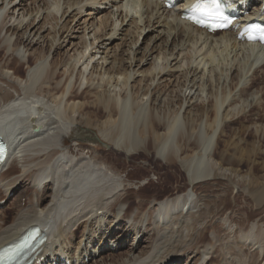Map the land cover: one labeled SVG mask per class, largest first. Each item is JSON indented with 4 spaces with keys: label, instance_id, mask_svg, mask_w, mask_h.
Here are the masks:
<instances>
[{
    "label": "bare ground",
    "instance_id": "obj_1",
    "mask_svg": "<svg viewBox=\"0 0 264 264\" xmlns=\"http://www.w3.org/2000/svg\"><path fill=\"white\" fill-rule=\"evenodd\" d=\"M17 1L4 0L0 4V20L2 18L0 33H5V31L6 33H14V27L24 23L27 14L20 11L21 3L16 5ZM141 1V11L144 10L141 14V20L139 21L137 17L132 15L128 21V23L130 22L128 26H131L130 30L132 27L133 30L131 35L129 34L131 31L128 33L131 38L129 37V42L125 43L127 47L122 51L125 56L122 60L117 56V51L120 50L121 52L122 49L117 46L118 43L115 44L116 46L111 47V43L119 34L116 22L122 16V23L124 24L129 16V8L137 6L139 0H74L73 2L68 0V7L78 9L77 12L79 13L77 14L79 15L85 12L87 7L98 10L104 3L110 4L112 7L115 6L116 10L114 11V7L112 11L105 14L106 17L95 16V19H92L93 21H89V25V22L86 23L87 21L84 19V24L77 21L78 23L71 27L68 35L72 31L71 35L82 29V40L84 39V41L79 42L80 44L71 41L76 53L68 55L69 57L61 62L65 67L63 73L56 68L58 58L48 64L44 59L48 51L45 48L33 50L35 45L32 44L33 37L29 40L30 36H28L24 40L23 35L26 31L23 32L22 37L18 35L14 43L8 37L2 38L1 36L0 55L7 46L12 45L11 47L16 49L23 44L27 47V51H30L25 64L27 68L32 66L33 68L29 70L28 78L24 80L25 85L23 87L21 83L12 79L13 76L23 78V63L19 62L14 54L9 55L0 65V125H13V121L16 125L30 126L43 123L41 140L35 141L33 138L30 139L29 144L41 145L43 146L41 148L45 149L55 139L63 146L66 142L65 132L78 130L80 122H77L76 114H79L85 117L83 118L89 127L97 128L102 132L113 149L106 156H100L96 154L99 146L94 143L79 142V139L76 138V146L65 152L53 146L43 154L32 152L28 155H20L24 159L25 166L26 164L36 163V167L30 168L29 166V169L21 174H18L17 165L11 164L7 170H4V165L1 164L0 184L8 181L10 187L5 190L0 189V196L8 193L13 185L17 183L24 184L25 181L30 180L31 183L33 182V186L28 189L32 192L33 197L30 200L27 199L31 205L29 209H22L9 227L4 228L5 224L1 226L0 247L16 239L37 220L44 221L46 219L50 222L48 240L49 235H53L55 238L60 239L61 246L68 247L69 244H72V239L79 229L78 227L77 230L73 231V227L80 220L77 222L78 217H75L74 221L77 223H74V225L71 220L66 225L64 223L82 205L84 211H89L95 207L98 208V211H102V214L98 213L100 216L99 223L109 221L108 228L112 226L116 219L117 222L126 223L120 230H117L114 226L106 238L105 235L108 230L103 236L105 240L107 238L109 241L114 239L112 244L120 245L121 248L124 245H130L125 253L115 254L109 248H105L100 251L99 256L96 258L97 249L95 246L92 251L90 248L81 247V242L79 243L75 255L82 249V253H89L88 255L95 258L93 264L242 263L241 260L244 261L245 257L243 259V254L235 246L236 244L223 242L221 236L223 228L218 225L219 220L223 223L225 221L232 231L234 227L237 228L238 238L241 242L243 241L246 244L248 242V245H252L253 248L257 247V244H264V227L262 224L260 225L261 228L256 226L252 228L245 227V222L254 219L257 212H264V182L255 180L256 183H254L252 178L249 179V182L245 180L250 188L248 195H251L247 202L256 205L258 210L255 212L253 210L248 211L247 217L243 221L240 217H238V220L230 214L234 213L235 209L241 211V208L229 199L231 194L230 185L227 182L219 181L216 173L211 178L213 170L210 166L213 154H217L221 159L220 166H234V159L224 157L222 154L219 155L217 145L223 142L226 147V144L230 142V139L228 141L221 138L220 128L222 125L229 127L230 124L239 123L241 117L244 118L243 121L251 122L253 127L250 128V125L245 126L242 123L243 126L241 125L239 128L237 136L247 145L246 148H241V151L254 154L251 151L252 149L255 154L259 155L258 148L264 147V87L254 89L255 80H258L255 75L260 68L264 67V47L239 42L231 31L210 35L182 20L179 13L167 9L164 2L160 0ZM252 1L254 2L253 9L258 10L264 0ZM47 6H50L49 2ZM56 6L58 7L59 4L55 3L53 8L55 9ZM67 11L69 10L62 13L61 18ZM16 13L18 14L16 15ZM90 14H93V11H90L88 15ZM116 15L117 18L112 20V16L115 17ZM144 16L147 18L146 23L140 25L144 20ZM170 18H172L171 21ZM16 22L17 24H15ZM151 22H153L152 29H150ZM182 23L185 25L183 26ZM13 25L15 26L13 27ZM66 25V29H68L69 23H66ZM179 25L182 26L181 29H179ZM30 26L31 23L27 28ZM147 27L151 32L156 33L155 36L149 39L155 43L163 37V30L168 29L169 33H167L162 44L158 46L154 44L150 48L149 43H147L144 49H141L138 44ZM55 28L56 25L53 29ZM89 29H91L92 35L90 32L87 33ZM172 32L174 35L171 38ZM88 34L92 36L89 38L90 40L86 38ZM68 35L65 39L68 38ZM56 36L57 34L51 40L50 48L57 42ZM104 37H108L107 41L98 42ZM76 38L79 37L76 36ZM177 39L179 40L177 41ZM96 42L98 43L96 44ZM2 45L5 47H2ZM94 49L95 51H93ZM100 52L103 54L99 58L100 61L95 60ZM155 52H157V55L153 56ZM140 53L142 55L138 58ZM111 57H114V60L119 59L117 66L116 61H109ZM173 61L176 62L174 66H172ZM144 63L149 66L142 70H140L141 68L135 69L136 66L145 65ZM185 66L187 69L181 74H174L175 77L173 72L170 71L172 67L181 69ZM3 68L9 70L8 72H11V75L9 73L2 74ZM136 73H142L139 80L141 83L137 86L135 80H131ZM150 74L153 75L152 78H150L151 76L148 77ZM63 75H65V79L59 80ZM156 76L158 77L157 83L152 88V82L150 84L148 82L155 81ZM159 80L166 82L165 87L168 85L165 90L162 88L164 87L162 86L163 83ZM21 81L23 82V80ZM133 82L134 84H132ZM142 82H144L143 86ZM128 86L131 87V95H125L123 87L128 88ZM41 93L48 96L51 103L48 104L46 109H38L35 112V106L44 100L42 95L40 97ZM149 94L151 95L149 96L151 107L148 109L144 99ZM209 94L210 97H208ZM250 96L251 99H249ZM204 97H212L211 107L210 109L202 108V113L198 114L203 105H198L197 102L199 99H204ZM185 103H187V106L183 114L192 106L199 107L195 115L193 114L191 118L188 117V121L181 115V109ZM177 104L179 108H176ZM248 105L256 107V115L259 118L249 119L246 118L247 114L239 116L241 112L247 111ZM170 107H174V109L172 110ZM7 112H14L15 119L6 124H1L11 116ZM33 113L36 116H33ZM221 115L225 119L229 115L231 117L228 122L223 124L224 122L220 118ZM204 116L206 117L205 120H203ZM45 119H49L46 124H44ZM78 120H82V118ZM46 125L48 128L45 127ZM141 125H145V127ZM254 128L255 130H250ZM30 130L33 129H24L30 137L41 135V133L34 135L32 134L33 131L30 132ZM161 131L164 132L160 133ZM247 132L248 137L256 138L252 143H249L243 137L244 133ZM0 133L6 134L1 127ZM16 134L17 131L10 133V143L12 138L16 137ZM147 135L148 139L144 138ZM25 136L23 134V137ZM228 137L232 138L231 135H228ZM238 145L240 146V142ZM250 145L252 146L251 149H249ZM142 148H147L156 153L162 159L161 164H159L158 159L146 154ZM125 152H129L131 157L130 162L126 164L131 166L134 160L144 156L142 158L150 164H159L168 173L171 172L172 175L170 176L174 178L161 177L157 183L147 181L146 185H142L137 189L129 186L125 189L124 194L120 195L115 203L108 207L107 195L114 192L118 184L117 179L111 176L109 172L112 171L114 175L124 172L126 166L120 165L118 161ZM248 154L241 155L239 162L249 164L251 161L254 162L255 160H249L251 157ZM77 156H81L79 161L75 160ZM243 156L246 157L245 161L242 159ZM88 159H95L99 161V164L93 166ZM180 161L189 170L193 186L205 192L206 198L202 205H195L191 192L182 195H176L178 191L173 192L167 195L165 200L160 201L163 197L165 198L163 195L170 189L172 182L177 179V167L180 165ZM258 164L259 162L253 166L260 168ZM102 165H107V169L105 170ZM152 172L157 173L155 170H152ZM136 176L132 171H129L126 175L128 180L136 179ZM256 178L258 179L259 176L256 175ZM211 179L215 180L214 185H209L210 182L208 181ZM49 180H51V184ZM99 181L105 182L104 185L107 188H103L102 182ZM200 183L207 184H205V187L197 186ZM148 184L149 186H147ZM25 188L27 187L25 186ZM2 198L4 197H0V200ZM149 200L154 203V208L156 206L155 211L154 208L146 209V203L147 201L149 203ZM122 205H124V208L121 209ZM134 206L135 209L133 210L132 207ZM195 207H198V209L196 208L197 210L193 211L192 208ZM45 210L46 212L43 213ZM157 210L158 213H156ZM173 219L176 220L175 223H180V226L174 232L177 235L173 236L171 234L170 237L167 232L161 233L163 226L159 227L160 221H162L161 224H166V227H168L169 222ZM259 221L263 222L264 216ZM152 223H156L158 226L153 231L151 228ZM238 229H244V231L238 232ZM123 231L124 234L119 236ZM129 232L137 234V237L128 241L126 234ZM209 233H211V236H208ZM53 246L54 243L52 246L48 245L43 255L46 256ZM84 248L85 250H83ZM64 249H52L50 252L55 255L54 253L58 251L64 253ZM263 253L264 251L261 255ZM55 260H57L56 257ZM252 262L263 263L264 255L260 262L259 258Z\"/></svg>",
    "mask_w": 264,
    "mask_h": 264
},
{
    "label": "rangeland",
    "instance_id": "obj_2",
    "mask_svg": "<svg viewBox=\"0 0 264 264\" xmlns=\"http://www.w3.org/2000/svg\"><path fill=\"white\" fill-rule=\"evenodd\" d=\"M2 1H4V0H0V4L2 3ZM67 1L68 0H18L16 5L21 3V5H20L21 10L20 11L21 12L24 11V13L27 14L26 19H25L24 23L22 25H20V26L19 25L18 26L13 25V27L15 26L14 27V31H13L14 33H12V32L6 33V31H5V33L1 32L2 35L0 33V40L3 37H5V38L8 37L14 43V41H16V38L18 37V35H20L22 37V35L24 34L23 32L26 31V33L23 35L24 40H26L28 38V36H30L29 40L33 37L34 41H33L32 44H35L34 47H33V50L34 49H39V48L40 49L45 48L48 52H47L46 56L44 57V59L47 61L48 64H50V62L52 63L54 61V59L58 58V60H57L58 64H57L56 68H57L58 71L63 73L64 70H65V67H63L61 62H64L69 57L68 55H73V54L76 53L75 50H74L75 47L73 48V44H71V43L73 41H75V43L76 42L77 43H79V42L81 43L82 41H84V39L82 40V38H83L82 37V35H83L82 29H80L78 32H74V34L71 35V33H73V31H72L68 35L69 30L71 29V27L76 25V23H78V22L84 24V22H83L84 19H86V21H87L86 23H88L89 21L90 22L93 21L92 19H95V16L96 17H101V16L106 17L105 14L109 13V11H112L113 8L115 7V6L112 7V5H110V4L108 5L107 3H104L102 5V7L100 9H98V10H92L91 7H87V8H85L86 9L85 12H83L81 15H79V14H77V13H79V12H77L78 9H76L75 7L74 8H69L68 4H67ZM73 1L74 0H70V2H73ZM131 1H136V0H131ZM48 2L50 4L49 7L47 6ZM55 3H58L59 6L58 7L56 6V8L54 9L53 5ZM141 3H142V1L139 0L138 5L140 4V6L137 5V6H133V7L129 8V16L125 20L124 24L122 23V16L119 18L120 20H117V22H116V26L119 29V34L114 39L113 43H111V47L116 46L117 45L116 43H118L117 46H119L120 49L122 48L121 52H120V50L117 51V56L121 60L124 59V57H125L124 54L122 53V51L124 49H126L125 47H127L125 43L129 42L128 40L131 38L130 35L132 34V30H133V27L130 30L131 26H128L130 24V22L128 23V21H129L130 17H132V15L134 17H137L139 19V21L141 20V16H142L141 14H143V12H144V10H142L143 12L141 11V9H142L141 8L142 7ZM260 3H255V4L258 5ZM65 10H69V11H67V13L64 14L63 18H61L62 17V13ZM115 10H116V7L114 8V11ZM51 11L53 13H50ZM90 11H93V14L88 15ZM17 14L18 13H16V15ZM47 15H48V17H47ZM73 18H75V19L73 20ZM116 18H117V15L115 17L112 16V20H114ZM146 19L147 18L144 16V20H143V22H141L140 25H145L144 23H146V21H145ZM153 19H154V17H153ZM171 20H172V18H170V21ZM1 22H2V18L0 20V25H1ZM12 22H13V20H12ZM17 22L15 24H17ZM90 22L88 23V25L90 24ZM30 23H31V26L29 28H27V26H29ZM66 23H69V26H68L69 28L68 29H66L67 28L66 27L67 26ZM55 25H56V28L53 29ZM150 25H151L150 29H152L153 22H151ZM182 25L184 26L185 24L182 23ZM186 26H187V24H186ZM181 27L182 26L179 25V29H181ZM127 29H128V31H127ZM90 30L91 29H89L87 31V33H89ZM182 30H183V28H182ZM55 31H56V33H55ZM76 31H77V29H76ZM128 33L130 35H128ZM167 33H169L168 29L163 30V32H162V36L163 37H161V40H159V41H157L155 43L153 40L151 41L149 39H150V37L155 36L156 33L155 32H151L149 30V28L147 27L146 30L144 31V33L142 34V36L140 37V41H139L138 45L140 46L141 49H144V47L146 46L147 43H149L150 48L154 44H155V46H158V45L162 44L163 40L167 36ZM55 34H57V36H56L57 37V42H55L54 46L52 48H50L51 40H53ZM90 34L92 35L91 32H90ZM90 34H88L86 36L87 40H90L89 38L92 37V36H90ZM67 35H68V38L65 39V37H67ZM173 35H174V33L172 32L171 38L173 37ZM1 36H2V38H1ZM69 36H71V37H69ZM76 36H78L79 38H76ZM107 38L108 37H104V38L98 40V42H100L102 40L103 41H107L106 40ZM29 40H28V42H29ZM178 40L179 39H177V41ZM28 42H26V43H28ZM98 42H96V44ZM11 46L5 47L4 45H2V47H5L4 48L5 51H3V53H1V55H0V59H2L1 60L2 62H1L0 65H2L3 61H5V59L9 55L14 54L16 56V58L19 60V62L23 63V67H22L23 68V74H22L23 78L18 77V76L15 78V76H13L12 79L14 81L18 82V83H21L22 86L24 87V85H25V81L24 80H27L28 74L30 72L29 70H31V68H33V66L31 68H27V66L25 64L26 61H27V58L29 57L28 55H29L30 51H27V47H25L23 44H21L18 48H16L17 50L12 48ZM93 51H95V49ZM101 52H102V50H101ZM101 52L96 56L95 60H99L100 61L99 58H100V56L103 55ZM141 55L142 54L140 53L138 55V58ZM155 55H157V52H155L153 54V56H155ZM111 56H112V54H111ZM113 58L112 57L109 58V61H112V60L114 62L116 61V66H117L118 65L117 63L119 62V59L114 60ZM221 60H222V57H221ZM174 63H176V62L173 61L172 62V66H174ZM144 64L145 65L136 66L135 69L138 70V69L141 68L140 70H142V69H145V68H147L149 66V65H147V63H144ZM34 66H35V64H34ZM262 68H260L259 72L255 75V77L258 80H255L256 84H255V88L254 89H258L259 87H264V67H262ZM186 69H187L186 66L184 68H181V69H176V68L174 69V67H172L170 69V71L173 72V76H174V74L177 75V74L183 73ZM2 70H3L2 74H4V75L9 73L8 72L9 70H7V69L3 68ZM10 73H9V75H11ZM64 77H65V75L61 76L59 78V80H64L65 79ZM141 77H142V73H140V74L136 73V75L131 80L132 81L135 80L136 86H137V85H139L141 83V81H139ZM148 77L152 78L153 75L150 74V75H148ZM157 79H158V77L156 76L155 81H149L148 82L149 84L152 82V88L155 87V85L157 83ZM21 80H23V82ZM131 80H130V82H131ZM19 81H21V82H19ZM159 81H161V83H163L162 86H164V84L166 86V82H164L162 80H159ZM132 84H134V82ZM143 85H144V82H142V86ZM122 86H123V83H122ZM165 86L162 87L163 90H165L168 87V85H167V87H165ZM123 88H124L125 93H126L125 95H127V94L131 95L130 93L132 92V90H131L130 86H128V88H126V87H123ZM81 89H82V86H81ZM157 90H159V88H157ZM170 90H171V88H170ZM188 91H189V89H188ZM159 92H161V91H159ZM204 95H206V94H204ZM149 96H151V95L149 94V95L145 96V99H144L145 105L147 106L148 109L151 107L150 106V97ZM210 96L211 95L209 94L208 97H210ZM40 97H42L44 100H42V103H39V104H37L35 106V109H34L35 112L38 109H40V110L46 109L48 104L51 103V100H49L48 96H46L44 93H41ZM249 99H251V96H250ZM197 104L198 105H200V104L203 105L200 108V112H198V114H201L202 113V108L210 109L211 104H212V97L211 98L204 97V99H202V100L199 99ZM38 105H40V107H38ZM162 105H164V104H162ZM186 106H187V103L184 104V106H183L184 108L182 107L181 115H182V117L184 116L185 119L188 121V117L191 118L193 116V114L195 115L197 113V109L199 107L198 106L197 107L196 106L195 107L192 106L191 109L190 108L187 109L186 113L183 114ZM166 108H167V106H166ZM176 108H179L178 104L176 105ZM171 109L173 110L174 107L171 108ZM164 110L165 109L163 108V111ZM246 110L247 111L241 112L239 116L247 114L246 118H249V119H257V118H259V116L256 115V107L248 105V108ZM168 111H169V108H168ZM156 112H157V110H156ZM32 115L36 116V114L34 115V113ZM76 117L78 119L82 118V120H83L82 121V120H78L77 119V122L78 123L80 122L79 125H78L79 126V128H78L79 132H77L78 130L77 131H72V132L66 131L65 132L66 142L63 144V146L60 145V142L58 143L57 139H55L54 142L49 147H47L45 149L41 148V147H43L41 145H37V146H34L31 149H27V146H29L30 139L34 138L35 141H39V140H41L40 137H42V135H39V136L38 135H35V136L33 135L34 137H32V136L30 137V136L26 135L28 132H25L23 130L24 136L26 135L25 137H23L18 132L16 137H19V139L15 141L14 146L16 147V154H18L19 158L15 156L16 154L14 152H13V155H11V158H10L11 159L10 162H14L15 161L17 163V164L16 163H13V164L17 165V167L19 169V173L18 174H21L22 172H24L27 169H29V166H30V168L36 167L35 166L36 163H34L32 165L26 164V166H25V163H23L24 159L20 155L24 156V155L31 154L32 152L43 154L45 151H47L49 148H51L53 146H55L56 148L60 149V151L63 150V152H65V151L70 150L71 148L76 146V141H75L76 138L79 139V142H85V143H90V144L94 143L97 146H99L98 147L99 150L96 151V154H98L100 156H106V154L113 149L112 145L104 138L102 132L99 129L94 128V127H89L87 125L86 120H84L85 117L83 115L76 114ZM230 117H231V115H229V117L225 119V117H222V115L220 116V118H222V122H224L223 124L228 122ZM235 117H238V116H235ZM205 118L206 117L204 116L203 120H205ZM185 119H184V121H185ZM243 120H244V118L241 117L239 119V123H236V124H230L229 123L231 126L228 127L227 125H225V126L222 125V127L220 128L221 129V134H222V135L220 134L221 138L224 139V140H228V141L230 139V142L228 144H226V147H225L223 142L218 143L219 145H217V148H218L217 152L220 153L219 154L220 156L222 154L224 157L226 156V157H229L231 159H234L236 161V162L234 161V163H235L234 166H229V165H226L224 167L220 166L221 159L217 156V154H215V155L213 154L211 162H210V166H212V170H213L211 178H213L214 174L216 173L218 175L217 179L219 181L227 182L230 185V188H231V194L229 195V199H231L233 203H236L237 207L241 208V211L238 210V209H235L236 213L234 212V213H230V214H232V216L237 218L238 220H239L238 217H240L242 221L247 217V212L248 211H252L253 210V212H255V211L258 210V207L256 205L248 204V202H247V200L250 198L251 195H248V192H249L250 188L248 186L249 184L245 180H248V182H249V179L252 178L254 180L253 181L254 183H256L255 180L264 182V147H262V148L259 147L258 148L257 152L259 153V155L255 154V152L251 149V147H252L251 145H250L249 149H251V151L254 154H250V153L248 154V151H247V153H244V152L241 151V148H246L247 145H245V143H243V140H240V138L237 136L238 135L237 133L240 130L239 128L241 127V125L243 126V124L245 126L246 125H250L251 126L250 128H253L252 125H251L252 124L251 122L243 121ZM48 121H49V119H45L44 120V124L48 123ZM32 122H33V120H32ZM141 126L145 127V125H141ZM253 126H255V125H253ZM45 127L48 128L47 125ZM138 128L135 131L136 133L138 131ZM250 130H255V128L254 129H250ZM163 132L164 131H161L160 133H163ZM76 134H78V135L76 136ZM89 134H90V136H89ZM234 134H236V135H234ZM241 134H242V132H241ZM247 134H248V132L244 133L243 137H245V139H247V141L249 143H252L253 140H255L256 138L248 137ZM228 135L229 136L231 135L232 138H229ZM37 138H39V139H37ZM144 138L148 139V135L145 136ZM238 141L240 142V146L238 145V143H239ZM123 149H125V148H123ZM142 149L145 150L146 154L150 155L154 159H158V162H160L159 164H161L162 159H160L156 153L152 152L151 150H149L147 148H142ZM127 151H129V150H127ZM126 152L121 155L120 160L118 161L120 165L126 166L125 167L126 169L124 170V172H121V173H119L117 175L116 174L114 175V173L112 171L109 172V173H111V176H113L114 178L117 179L118 184L116 186V190L114 192H112V193H109V195H107L108 199L106 201L108 202L107 203L108 207L112 203L114 204L116 199L118 197H120V195H123L124 192H125V189L127 187H129V186H132L133 188L137 189V188H139L142 185H146L147 181H151V182L157 183V181L161 177L164 178V177L169 176L171 179L174 178L173 176H170V175H172L171 172H170L171 174L168 173V171L166 169H164L163 167H161L159 164L158 165L150 164V162H148L144 158H142L144 156H141L137 160H134L133 163L131 164V166L126 164V163L130 162V160H131L130 159L131 158L130 157V153L129 152L126 153ZM246 154L250 155L251 159H249V160H253V161L255 160V161L254 162L251 161L250 164L246 163V162L244 163L242 161L239 162V159L242 157L241 155H246ZM80 157L81 156L75 157L76 158L75 160L79 161ZM245 158L246 157L242 158V159H244L243 161H245ZM88 160L91 161L93 166L99 164V161H97L95 159H88ZM257 162H259L258 165L260 166V168H257V167L253 166ZM179 164L180 165L177 167V169H178V171H177L178 172L177 173V179L176 180L173 179L174 181L172 182L170 189L167 192H165V194L163 195V196H165V198L163 197L160 201L165 200L166 196L169 195V194H172L173 192L176 193L178 191V193L176 195H179V194L182 195L184 193L191 192V194L193 196V199L195 201V205L196 204L202 205L204 199L206 198L205 197V192L203 190L200 191V190H198L197 188H195L193 186L192 178H191L189 170L186 169V165L183 162H181V161L179 162ZM102 166H103V168L105 170L107 169V167H106L107 165H102ZM152 170L153 171L155 170L157 173L152 172ZM129 171H132V172H134L137 175L136 179L128 180L126 175H127V173ZM256 175L259 176L258 179L256 178ZM214 181L215 180H213V179L208 181V182H210L209 185H214L216 183V182L214 183ZM99 182H102L103 188H105V189L107 188V186L104 185L105 182H103V181H99ZM17 184H15V185H13L11 187V190H10L11 191V195L10 196H12V197L8 200L10 204L5 209L4 208L0 209V229H1V226H3V224H5L4 228L5 227L6 228L9 227L10 226L9 224L13 222L14 218L17 216V214L19 212L22 211V209L27 210V209H29L31 207V205L28 202V200H30L33 197V195H32V192L30 191V189H28V188H31L33 186V182L31 183V181L29 180V181H25L24 184L23 183H21V184L17 183ZM205 184H207V183H200L197 186H199V187L200 186L201 187L204 186L205 187ZM4 186L9 188L10 187V183H8V181L4 182L1 185V187H4ZM25 186L27 188H25ZM34 186L36 187L37 185H34ZM147 186H149V184ZM24 188H25V190H23ZM0 189H2V188H0ZM26 189H28V190H26ZM2 190H5V189H2ZM8 193H6V194H8ZM26 193H28V194H26ZM29 193H30V195H29ZM6 194H4V196H2V197H4V198L8 197L9 198L10 196H7ZM200 199H202V200H200ZM82 208H83V205L81 206V208L78 209V211H76L74 213V215H71L67 219V222H66V223H68L71 220V221H73V225H74V223H77L80 220V222H78V225H77L79 227V229L77 228L78 229L77 230V234L78 235L76 234V236L74 237V242H73V239H72V244H71V246L74 245L76 250H77L80 242H81V247H87V245H90V244L94 243L95 241H99L100 242L99 244L101 245V242L103 241V239H105L111 233V230H112V228L114 226H115V228H117V230L118 229L120 230L126 224L125 222H123V223H120L119 221L117 222V219H116L112 223V226L110 228H108L109 227V221H102V224L99 223L100 216L98 215V213H99L98 208L95 207L94 209H91L89 211H84V209H82ZM122 208H124V205L121 206V209ZM132 208L134 210L135 206L132 207ZM151 208H154V203H152L151 200H149V203H148V201L146 203V209H151ZM196 208L198 209V207L192 208V209H194L193 211H196L197 210ZM40 209H42V208H40ZM155 210H156V206L154 208V211ZM96 211H98V212H96ZM45 212H46V210L43 213H45ZM131 212H133V211L131 210ZM156 213H158V210L156 211ZM93 214H94V216H93ZM238 215H240V216H238ZM262 216H264V212H262V213L261 212H257L254 219H251L250 221H246L245 222V227L248 226V228H252V227L256 226L257 228H261V226H260L261 224L264 227V221L263 222L259 221ZM75 217H78L77 222L74 221ZM175 221L176 220L173 219L171 222H169L170 225L168 227H166V224H164V225L161 224L162 221H160V225L158 224L159 227L163 226L162 227L163 230H161V233L167 232L170 237H171V234L173 236H176L177 234L174 233V232H176L177 227L180 226V223L176 222V223H178L176 225ZM86 222H87V225L85 226ZM158 222H159V220H158ZM80 223H82V224H80ZM218 225L223 228L222 229L223 231L221 232L222 240H224L223 242L226 243V244H233V245L236 244L235 246L238 249H240V253L243 254V259L245 257V259H244L245 262L254 263L252 261H254L256 258H259V262H260V260L262 259V256L264 255V253H263V255H261L262 252L264 251L263 250V247H264L263 243L257 244L256 245L257 247L253 248L252 245L251 246L248 245L249 244L248 242L246 244V243H243V241L241 242L239 240L240 238H238L239 237V235H238L239 233H237V228L234 227V229L232 231V229L227 225V223L225 221L223 223V221L221 222L220 220L218 221ZM233 226H235V225H233ZM75 227L73 228L74 231L76 229ZM157 227L158 226H157L156 223L155 224L152 223V227H151L152 231H153V229H155ZM107 230H108V232L106 233ZM124 231H126V229H124ZM124 231L119 236L124 234ZM240 231H244V229H240V230L238 229V232H240ZM115 232H117V231H115ZM105 233H106V235H105ZM104 235H105V238H103ZM208 236H211V233H209ZM136 237H137V234L136 235L134 233L131 234V232L126 234V238H127L128 241H130L132 238L135 239ZM113 240L114 239L110 240L111 243H112ZM83 242H84V244H83ZM54 243H57L58 245H60V239L59 238H55V242ZM128 243L130 244V242H128ZM69 245H68V249L67 250L64 249V251L71 254V251L69 250ZM124 246H126V247H124ZM124 246H123L124 248L120 247L121 249H119V250L116 249V250H114L112 252L115 253V254L122 253V252L125 253V252L128 251L130 245L127 244V245H124ZM64 247H66V246H64ZM95 247H97V246H95ZM81 250L82 249H80V251ZM83 250H85V248ZM92 251H93V249H92ZM75 253H76V251H75ZM75 253L71 254V255H75ZM152 254H153V252H152ZM231 258H233V257H231ZM249 260H251V261H249ZM244 261L241 260L242 263H238L237 262V264H247ZM90 264H93V261H91ZM254 264H259V263H254ZM260 264H264V262L263 263L261 262Z\"/></svg>",
    "mask_w": 264,
    "mask_h": 264
},
{
    "label": "snow or ice",
    "instance_id": "obj_3",
    "mask_svg": "<svg viewBox=\"0 0 264 264\" xmlns=\"http://www.w3.org/2000/svg\"><path fill=\"white\" fill-rule=\"evenodd\" d=\"M193 11L200 13L201 15L208 17H216L223 19V13L221 10L220 0H198V2L194 5ZM190 19H194L197 23H203L198 17H189ZM215 29L216 27H222L223 25H207ZM254 38V37H250ZM19 252V248H9L5 249L2 254H0V260L11 261L15 258L17 253Z\"/></svg>",
    "mask_w": 264,
    "mask_h": 264
}]
</instances>
